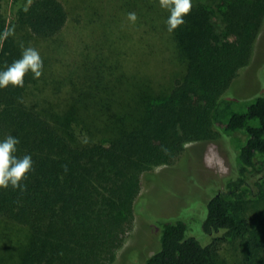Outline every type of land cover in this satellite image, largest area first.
Listing matches in <instances>:
<instances>
[{"label":"trees","instance_id":"1","mask_svg":"<svg viewBox=\"0 0 264 264\" xmlns=\"http://www.w3.org/2000/svg\"><path fill=\"white\" fill-rule=\"evenodd\" d=\"M3 1L0 34L15 31L0 39V70L19 59L31 39L55 40L70 21L61 0H14L11 21ZM108 6L109 12H134L135 22L145 20L152 29L161 23L184 75L164 95L130 80L118 71L122 62L103 35L78 51L77 74L62 82L69 84L63 109L30 99L31 73L23 87L0 89V139L18 137L17 155L30 154L34 162L26 190L0 189V219L29 234L15 264H111L133 227L145 172L175 163L187 143L218 139L235 150L234 175L217 182L220 189L206 202L201 234L211 242L201 244L186 220H157L159 248L144 264H220L217 252L232 239L245 245L243 264H264V218L243 217L244 205L264 191V97L226 96L251 60L264 0H192L185 23L172 32L161 0H110ZM216 17L224 36L216 33ZM126 37L120 35L122 44Z\"/></svg>","mask_w":264,"mask_h":264},{"label":"rangeland","instance_id":"2","mask_svg":"<svg viewBox=\"0 0 264 264\" xmlns=\"http://www.w3.org/2000/svg\"><path fill=\"white\" fill-rule=\"evenodd\" d=\"M61 1L70 9V21L65 30L55 40L31 39L27 44L40 52L44 62L43 75L34 80L30 89V99L39 107L52 103L64 108L68 102L69 84L62 87V82L73 76V66L78 63L74 59H79L78 51L91 43L92 37L101 40L105 35L106 41L112 39L111 55L118 53L116 59L122 62L118 71L130 80L139 78L150 83L161 95L169 92L174 81L184 75L183 60L177 54L173 55L168 33L163 31L161 23L152 29L145 20L139 24L129 20L124 12H109L110 0ZM202 1L211 5L214 0ZM3 3L11 21L15 13L14 0ZM22 3L28 5L31 1L20 0L17 4ZM96 10L99 16L94 14ZM115 16L126 25L123 26L121 21L119 24L114 22ZM214 24L216 33L224 36L221 18L216 17ZM123 34L127 37L122 44L120 35ZM58 85H61L60 90ZM226 96L243 101L264 97V24L250 62L239 70ZM76 133L81 135L79 130ZM234 153L223 139L191 142L185 145L183 153L172 165L153 167L145 172L133 227L111 264H144L159 248L157 220H186L191 224L192 232L204 238L195 235L201 244L208 245L210 236L201 234V223L207 215L206 202L215 194L219 182L234 175ZM262 175L260 172L258 177ZM243 217L252 223L264 218V191L260 198L244 205ZM28 236L24 229L0 219V264H15ZM244 249L245 245L237 239L223 244L217 252L220 264H243Z\"/></svg>","mask_w":264,"mask_h":264},{"label":"clouds","instance_id":"3","mask_svg":"<svg viewBox=\"0 0 264 264\" xmlns=\"http://www.w3.org/2000/svg\"><path fill=\"white\" fill-rule=\"evenodd\" d=\"M161 3L169 12L166 25L170 32L180 28L192 10V0H161ZM128 18L131 21L137 19L134 12L128 13ZM14 31V28H6L0 39L14 35ZM43 72L44 62L40 52L34 47L22 46L20 58L0 70V89L23 87L27 74L31 73L33 78L39 79ZM19 143V138L12 135L0 139V189L26 190L24 181L34 170V162L30 154L17 155Z\"/></svg>","mask_w":264,"mask_h":264}]
</instances>
